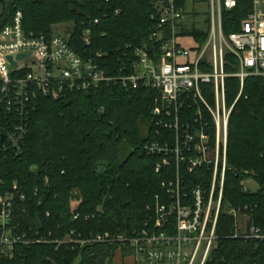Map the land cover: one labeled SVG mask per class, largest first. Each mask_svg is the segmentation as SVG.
<instances>
[{
    "label": "trees",
    "instance_id": "1",
    "mask_svg": "<svg viewBox=\"0 0 264 264\" xmlns=\"http://www.w3.org/2000/svg\"><path fill=\"white\" fill-rule=\"evenodd\" d=\"M0 5V32L18 8L24 12L27 31L51 33L54 26L69 24L70 46L81 56L106 53L100 62L103 67L109 63V68L119 65L122 53H129L128 45L149 43L155 26L150 0H0ZM251 8L252 0H238L234 10L225 11V34L240 31ZM191 14L203 15L209 22L208 13L193 10ZM95 19L98 23L92 26L89 47L82 33ZM182 33L193 34L201 44L207 39L195 22L182 28ZM240 91L237 78L227 79L229 104ZM150 94L142 88L103 84L89 92H70L62 100L38 101L31 113L24 153L19 157L0 154V191L10 188L15 194L10 229H0V238L7 231L22 239L8 254L0 252V264H116L120 253L113 244L78 248L54 241L72 233L86 237L131 232L148 218V206L163 193L161 182L173 177L167 169L157 173L158 157L143 150L144 143L152 139ZM228 166L224 204L257 205L255 221L264 226V194H244L241 186L246 171L264 183V77L248 78L235 104ZM187 178L197 185L204 176L198 171ZM20 194L26 195L24 201L19 200ZM74 200L78 202L77 219L71 211ZM233 230V217L222 212L219 241L206 264H264V243L232 239ZM121 252L122 258L133 254L132 250Z\"/></svg>",
    "mask_w": 264,
    "mask_h": 264
},
{
    "label": "built area",
    "instance_id": "2",
    "mask_svg": "<svg viewBox=\"0 0 264 264\" xmlns=\"http://www.w3.org/2000/svg\"><path fill=\"white\" fill-rule=\"evenodd\" d=\"M182 1L150 0L155 26L149 43L128 45L129 53H122L113 68L107 62L106 67L101 65L106 53L81 56L70 46L69 34L27 31L19 8L1 30L0 154L24 153L31 113L41 98L62 100L70 92H89L103 84L142 88L150 91L153 100L152 139L143 150L158 157L157 173L167 169L173 176L161 182L163 193L148 206V218L140 227L86 237L72 233L54 243L78 248L93 243L117 245L118 250L133 251L135 264H206L219 241L222 212L234 220L230 238L264 243V226L255 221L257 205L224 204L231 116L246 80L264 77V0H252L241 30L230 34L224 32L223 15L234 10L238 0ZM202 1L208 4L209 22L203 17L196 24L207 33L204 44L193 34L182 33L189 9ZM95 23L98 19L82 33L89 47ZM20 54L29 56L18 58ZM229 78H237L241 87L232 104L227 100ZM198 171L203 172L202 183L192 185L187 176ZM242 175L244 194H264V183L254 173ZM14 197L10 188L0 191V229H10ZM18 197L26 199L25 194ZM77 207L72 203L74 219L79 217ZM20 241L13 232L4 231L0 252L8 254Z\"/></svg>",
    "mask_w": 264,
    "mask_h": 264
},
{
    "label": "rangeland",
    "instance_id": "3",
    "mask_svg": "<svg viewBox=\"0 0 264 264\" xmlns=\"http://www.w3.org/2000/svg\"><path fill=\"white\" fill-rule=\"evenodd\" d=\"M194 3V2H193ZM195 4V3H194ZM195 9H189V10H191V12L189 13L188 12V14H187V17H186V24H185V27L186 28H189V27H191V25L195 22V23H199V19L200 18H203V17H205V16H203V15H199V16H197V15H192L191 13H192V11L193 10H195L196 11V13L197 12H199V13H201V14H203V12L204 13H206L207 12V8H208V4L206 3V1H202V2H200L197 6L195 5ZM2 13H3V9H2V7H1V5H0V17H1V15H2ZM54 30H56V31H58L59 33H62V34H64V35H67V34H69L68 32H69V30H70V25L69 24H61V25H56V26H54V28H53ZM72 203H73V205H77L78 204V202L76 201V200H74V201H72ZM115 246H117V245H115ZM85 247V246H84ZM83 248V247H82ZM118 248V247H117ZM124 250H126V249H123V251ZM121 251L122 250H118V253H121ZM117 257H121L120 255H118ZM128 261L126 260V264H128L127 263Z\"/></svg>",
    "mask_w": 264,
    "mask_h": 264
},
{
    "label": "crops",
    "instance_id": "4",
    "mask_svg": "<svg viewBox=\"0 0 264 264\" xmlns=\"http://www.w3.org/2000/svg\"><path fill=\"white\" fill-rule=\"evenodd\" d=\"M122 253V252H121ZM118 254L122 256V254ZM126 260L128 261V264H135L134 257L132 255H129L127 258L118 257L116 260V264H126Z\"/></svg>",
    "mask_w": 264,
    "mask_h": 264
},
{
    "label": "water",
    "instance_id": "5",
    "mask_svg": "<svg viewBox=\"0 0 264 264\" xmlns=\"http://www.w3.org/2000/svg\"><path fill=\"white\" fill-rule=\"evenodd\" d=\"M24 56H29V54H20L18 58H22ZM8 59L13 65H15V62L11 56Z\"/></svg>",
    "mask_w": 264,
    "mask_h": 264
}]
</instances>
